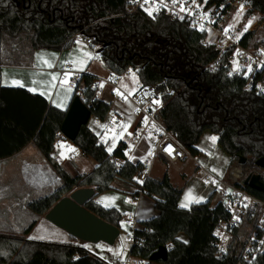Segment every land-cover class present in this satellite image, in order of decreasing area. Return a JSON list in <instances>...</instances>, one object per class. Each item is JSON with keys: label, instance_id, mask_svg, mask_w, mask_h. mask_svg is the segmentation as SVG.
I'll use <instances>...</instances> for the list:
<instances>
[{"label": "trees", "instance_id": "obj_1", "mask_svg": "<svg viewBox=\"0 0 264 264\" xmlns=\"http://www.w3.org/2000/svg\"><path fill=\"white\" fill-rule=\"evenodd\" d=\"M236 1L239 0H209L208 3L227 8ZM249 2L247 16L257 13L264 23V0ZM80 32L96 39L103 62L113 75L121 77L133 69L141 85L156 87L162 100V121L177 134L179 144L192 156H198L194 147L209 131L219 137L218 144L229 155L231 165L240 158L264 159V94L255 88L248 89L244 77L231 78L222 69L215 72L207 69L219 51L204 46L205 33L165 12L153 18L142 10H133L129 0H0V94L3 92L1 68L19 65L22 59L15 55L17 49L10 43L21 39L28 42L26 62L29 64L37 50L70 48ZM262 41L255 32H247L239 43L256 48ZM231 53L226 52L224 58L227 60ZM95 82L96 77L81 74L71 103L79 96L92 116L105 120L111 104L96 97L97 89L92 88ZM68 109L49 106L40 129L33 136L35 146L60 176L62 185L53 193L28 203L35 219L22 236L0 233V264H105L82 246L25 237L36 225L38 216L46 215L77 188H95L96 195L85 208L121 228L122 215L115 208L97 204L95 198L110 191L118 179L133 180L141 171V163H113L112 158L125 159L126 144L121 143L109 155L98 136L83 126L74 145L97 166L88 174H70L52 157ZM142 187L143 195L154 200L158 216L140 223L141 229L136 230V241L130 250L133 257L141 259L143 264H239L245 238L254 227L253 220L245 221L235 232L230 253L221 255L215 247L213 232L218 220L226 218L227 213L221 205L211 207L213 193L205 202L182 208L184 188L175 187L167 173L159 180L148 178ZM249 190L264 198L262 193ZM133 196L140 194L135 192ZM181 235L186 239H181ZM168 245L172 248L166 261H151L160 247ZM240 264H264V252L254 262Z\"/></svg>", "mask_w": 264, "mask_h": 264}, {"label": "built area", "instance_id": "obj_2", "mask_svg": "<svg viewBox=\"0 0 264 264\" xmlns=\"http://www.w3.org/2000/svg\"><path fill=\"white\" fill-rule=\"evenodd\" d=\"M129 1L133 10H142L153 18L165 12L178 21L188 23L194 30L205 33L204 46L214 47L219 51L218 57L208 65L207 69L210 72L222 69L231 78L244 77L247 80L248 89L255 88L258 93L264 94V40L256 48L243 47L239 41L245 33L250 31L241 33L235 26L239 19L247 16L251 8L249 0L230 3L227 8L209 4V0H148L147 3L145 0ZM181 8L184 10L181 11ZM248 17H255V14ZM233 18H235L234 24L229 25ZM262 24V22L260 25L255 22L248 30L263 28ZM76 36L80 37V41L93 52L94 60L103 61L94 37L83 35L82 32ZM229 51L232 53L226 60L224 55ZM71 70V66L67 65L61 70V74ZM258 75L261 77L256 80ZM78 80L79 76L72 80V89L75 90ZM111 83L117 90L113 93L114 99H120L122 91L117 85L118 82L112 79ZM92 88H97L96 82L92 84ZM132 100L136 106V126L129 130L122 140L113 143V148L110 147L112 141L103 139L102 134L108 132L111 125L116 122L109 117L100 120L92 116L89 123L94 122L96 126L103 128L99 143L105 146L109 155H112L121 143L126 144L123 151L125 159L112 158L113 163H141V171L133 180L118 179V181L130 186L142 196V185L148 178H151L152 169L157 162L166 165L177 164L186 158L188 151L179 144L177 134L170 131L162 121L160 117L162 100L155 86L140 85L132 96ZM144 145L147 147L146 150L142 149ZM169 146L172 149L171 154L166 151ZM256 162L252 158H247L243 164L238 160L230 166L225 175H218L206 165H199L195 173L197 179L214 195L211 207L221 205L227 213L226 218L218 220L213 232L215 247L219 254H229L235 239V232L243 226L245 221L249 219L254 221V227L247 234L245 244L241 249L239 264L254 262L264 252V198L250 192L247 184L248 178L253 175H258L264 182V168L259 167ZM120 225L130 227L131 234L126 241L133 245L136 241L135 232L138 229L136 217L134 215L124 216ZM166 248L169 251L172 245ZM112 264H143V261L129 254L125 259H117Z\"/></svg>", "mask_w": 264, "mask_h": 264}, {"label": "crops", "instance_id": "obj_3", "mask_svg": "<svg viewBox=\"0 0 264 264\" xmlns=\"http://www.w3.org/2000/svg\"><path fill=\"white\" fill-rule=\"evenodd\" d=\"M67 65H70L72 70L62 75L61 70H63ZM1 69V86L3 88V92L0 94V171H5V178L13 177L15 176V173L17 176L23 178L25 193L16 192L11 194L12 197L7 200V203L9 204L4 203L2 205V187L0 190V206L2 207L7 205L10 211H12L14 207L16 211L19 210L25 212V214L31 213L35 219V215H33V213L28 209V203L35 200L34 197L47 191L51 180H53V182L57 180V188L62 185L60 176L57 175L56 171L51 169L52 165L44 156L41 155L33 142V136L40 129L48 107L53 106L66 111L70 107L74 94V89L71 87L72 80L83 73H89L90 75L96 77V97L108 104H111V111L108 117L110 119L112 118L116 122L114 125H111L108 132L102 134L103 139L112 141L110 147L113 148V143L122 140L125 134L136 126V106L132 100V96L135 94L141 83L140 81H137L131 86L125 85V79L130 78L128 75L129 72L121 77L113 75L103 61L93 59V52L80 41V37L78 36L74 38L72 46L68 49L62 51L49 49L37 50L34 52L29 64L28 62H20L19 65H6ZM135 73L136 75L138 74L137 71H135ZM53 77H56V79L53 80ZM112 79H115L118 82L117 85L122 91L120 92V99H114L113 97V93L117 90L111 83ZM101 82L105 84L108 94L105 93L104 90H100L99 87ZM125 98H127L134 106L133 110L129 112H127L124 107L126 103L124 101H127ZM88 127L95 135L98 136V138L100 137V133L103 130L101 126H96L94 122H90ZM218 139L219 137L217 136V144ZM218 146L220 147L219 144ZM146 148V145L142 147L144 150H146ZM71 149H75V151H71ZM76 152L81 151L74 145V143L59 133L55 142V150L52 154L54 160L72 175L77 173L88 174L92 172L97 164L91 171L82 170L79 167L80 160L76 159ZM81 154L85 156L82 152ZM199 158L200 156H195V166L202 165L199 162ZM206 166L208 167V165ZM18 171H24V173L20 175L17 174ZM214 172L218 175H223L216 170ZM0 174L2 180L3 174L2 172H0ZM162 177L163 176L160 178ZM151 178L155 180L160 179L154 178L152 175ZM14 183L15 181H11L9 187L14 185ZM120 184L116 185L113 183L112 189L115 188L117 190H122L129 194V204L132 208L130 210L131 213L128 215H134L136 217L138 229H141V222L158 216L153 199L147 197L146 195H142L138 198L134 197V189L130 186H126L123 182ZM117 186L123 187L118 188ZM108 195L104 194L98 196L95 199V202L105 208H115L120 214L121 212L119 210L124 212L126 208L117 204V202L111 196L108 197ZM200 202L192 201L184 208H188L192 204ZM23 204H25L24 207L21 206ZM181 204L180 200V205ZM46 215L37 217L36 225L31 232L25 236L26 239H30V235L35 227H37L41 221H45L64 232L62 233L64 241L60 244L73 243L87 249L83 243H79L77 241L79 239L74 238L65 230L48 221ZM122 217H124V215H122ZM10 234L22 236V234ZM180 238L183 240L186 239L183 235H181ZM89 252L98 257L93 252Z\"/></svg>", "mask_w": 264, "mask_h": 264}, {"label": "rangeland", "instance_id": "obj_4", "mask_svg": "<svg viewBox=\"0 0 264 264\" xmlns=\"http://www.w3.org/2000/svg\"><path fill=\"white\" fill-rule=\"evenodd\" d=\"M250 18L251 17L244 16L243 18L238 20L235 26L239 28L241 33H243V31L255 32L261 40H264V23L262 24L263 28L257 27V28H252L253 30H248V28H250L251 25L255 22H258L260 25L262 16L256 13L255 17H252L251 19ZM234 22H235V18L230 20L229 25L234 24ZM10 44L15 45L14 47H16L17 49L15 55L22 57V59H20L21 62H26L29 56V50L27 47L28 42H26L24 39H21L19 42L15 44L13 43ZM128 72L127 73L130 78L125 79L124 84L131 86L132 84L139 81V77L138 74L136 75L135 70L133 69H130ZM101 84L103 85V87H99L100 90H104V92L108 94L105 88V84L103 82H101ZM125 99L127 101H124L126 102L124 107L126 111L129 112L133 110L134 106L130 101H128L127 98ZM213 137H215L214 142L212 139ZM194 149L199 152L198 156H200L199 158L200 164L208 165V168L211 171L216 170L223 175H225L228 172L230 168L229 155L222 149L221 146L220 147L218 146L217 136L215 134L209 131L203 134V136L200 139V142L194 147ZM75 154H76V159L80 160L79 167L82 170L84 171L93 170V168L96 165V162L92 158L83 156L81 152H76ZM194 166H195V156L191 157V154L187 152L186 158L178 162L177 164L166 165L163 164L162 162H157L152 169L151 175L154 178H160L161 176H164L165 173H167L168 175H170L169 177L171 178V182L175 187L184 188V193L181 199V203L186 202V197L189 195V193H191V196L193 198L192 201H196V202L205 201L207 200L209 194L212 193V191L209 188H206L194 176V173H196L198 170V166L197 165L195 167ZM51 169L55 171L53 167ZM0 172H2L3 174V179L1 180V188L3 187V190L1 192V197H2L1 201H3L2 202L3 205L4 203H7V200L10 197H12L11 194L16 192L23 193L25 191V188L23 186L24 185L23 178L17 176L16 173L15 176L13 177L5 178L4 176L5 171L2 170ZM22 173H24V171H18L17 174L22 175ZM11 181L13 182L15 181V183L14 185L9 187ZM56 182L57 180H55L54 182L53 180H51L49 183V187L47 188V191L43 192L42 194L40 193L41 195H38L34 198L39 199L40 197L53 193L54 190L57 188ZM114 183L118 185L121 182L114 181ZM117 187L121 188L123 186H117ZM70 193L67 194V196L70 195ZM104 194L107 195L109 194L108 197L111 196L117 202V204L126 208L124 212L119 210L121 212V215L129 216L128 214L131 213L130 210L132 208V206L129 204L130 203L129 194L125 193L122 190H117L115 188L111 189L110 191H107ZM21 206L24 207L25 204ZM8 210L9 208L7 207V205L2 207L0 206V233L3 234L12 233L17 235L22 234V231H24L33 221L34 218L32 214L31 213L25 214V212L19 210L16 211L14 207L12 211L10 210L8 211ZM62 233H64L62 232V230L56 228L49 222L41 221L37 225V227H35V229L32 231L30 235V239L60 244L61 242L64 241V239L62 238ZM130 234H131L130 227L126 225H122L121 233L114 245H108L104 242L92 244V243L82 242L80 240L77 241L79 243H83V245L89 251L96 254L105 263L112 264L117 259H125L130 254L132 245L127 243L126 241Z\"/></svg>", "mask_w": 264, "mask_h": 264}, {"label": "water", "instance_id": "obj_5", "mask_svg": "<svg viewBox=\"0 0 264 264\" xmlns=\"http://www.w3.org/2000/svg\"><path fill=\"white\" fill-rule=\"evenodd\" d=\"M91 117L90 108L77 96L67 111L60 133L74 143L81 128L88 126ZM246 161V158L239 159V163L242 164ZM256 164L264 168V159L258 160ZM247 184L251 189L264 195V182L258 175L248 178ZM95 195V188H77L55 204L47 213L46 218L81 241L92 244L104 242L108 245H114L120 235V229L105 222L85 208V204ZM167 258L168 250L162 246L151 256V261H166Z\"/></svg>", "mask_w": 264, "mask_h": 264}, {"label": "snow or ice", "instance_id": "obj_6", "mask_svg": "<svg viewBox=\"0 0 264 264\" xmlns=\"http://www.w3.org/2000/svg\"><path fill=\"white\" fill-rule=\"evenodd\" d=\"M145 2L147 3L148 0H145ZM183 10H184V9L181 8V11H183ZM149 14L151 15V12H149ZM55 79H56V77H53V80H55ZM100 87H103V85L101 84ZM117 94L119 95V92H117ZM212 139H213V142H214V141H215V137H213ZM71 151H75V149H71ZM109 151H111V148H109ZM166 151H168L169 154H171V151H172L171 146H169V147L166 149ZM150 154H151V153H150ZM62 155H63V154H62ZM192 199H193V198H192V196H191V193H189V195L186 197V202H185V203H182V204L180 205V207H182V208L187 207V206H188V203L191 202ZM197 202H199V201H197Z\"/></svg>", "mask_w": 264, "mask_h": 264}]
</instances>
